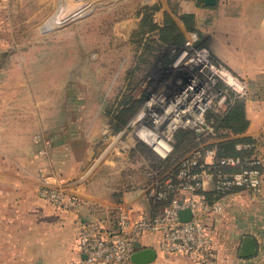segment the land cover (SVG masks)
I'll return each instance as SVG.
<instances>
[{
	"label": "rangeland",
	"instance_id": "obj_1",
	"mask_svg": "<svg viewBox=\"0 0 264 264\" xmlns=\"http://www.w3.org/2000/svg\"><path fill=\"white\" fill-rule=\"evenodd\" d=\"M219 7L218 1L208 7L205 0H0V103L20 104L24 118L37 112L54 120L55 135L80 133L82 145L92 134L97 140L89 148L95 152L86 166L89 174L98 171L127 188L147 183L146 173L161 159L135 139L133 119L141 113L152 123L156 109L150 111L147 104L154 97L166 98L167 107L196 76L204 84L214 79L209 67L184 68L183 60H192L196 51H206L209 60L227 68L212 51L216 42L225 41L217 38V27L212 29ZM187 14L195 18L194 31L181 20ZM166 15L178 26L168 42L160 33ZM219 87L226 88L223 83ZM229 90L228 112L207 116L218 141L236 139L219 125L250 97L249 89L241 97ZM169 122L160 132L173 146V167L197 143L188 128L169 134ZM223 203L224 212L209 222L217 249L213 264H264V186L256 193L237 192ZM247 238L254 240L257 252L243 258ZM154 264L199 263L161 252Z\"/></svg>",
	"mask_w": 264,
	"mask_h": 264
},
{
	"label": "crops",
	"instance_id": "obj_2",
	"mask_svg": "<svg viewBox=\"0 0 264 264\" xmlns=\"http://www.w3.org/2000/svg\"><path fill=\"white\" fill-rule=\"evenodd\" d=\"M218 2L212 29L217 27V34L218 30L221 33L217 38L225 41L216 42L212 51L235 76L249 84L250 97L244 106L248 127L236 138L255 140L262 158L264 0ZM18 105L0 103V264H73L83 221L91 219L113 232L119 229L121 211L133 220L154 214L146 180L127 188L116 178L109 180L98 171L92 175L86 171L95 153L89 149L97 140L92 134L86 135L90 142L83 145L80 142L84 136L78 132L55 135L54 120L38 117L37 112L24 118ZM41 133L44 135L39 136ZM42 174L54 177L69 193L90 203L91 209L62 212L40 200L37 190ZM213 190L212 180L206 178L205 194L211 195ZM160 242V235L151 233L139 240L142 249L157 251L154 263L162 252Z\"/></svg>",
	"mask_w": 264,
	"mask_h": 264
},
{
	"label": "built area",
	"instance_id": "obj_3",
	"mask_svg": "<svg viewBox=\"0 0 264 264\" xmlns=\"http://www.w3.org/2000/svg\"><path fill=\"white\" fill-rule=\"evenodd\" d=\"M209 59L206 51H196L194 58L189 60H199L198 68L209 67L213 73L211 77L215 76L206 84L198 76L188 81L187 86L191 81H197L201 89L199 93L191 90L188 98L183 100L179 97V91L167 107H164L166 98L154 97L147 104L150 111V108L156 109L150 114L152 123L146 121V115L141 113L133 119L135 139L150 146L161 159L154 169L146 173L147 194L154 214L133 220L121 211L119 229L113 232L100 227L95 221L81 223L76 240L77 259L73 264H131L135 245L144 234L149 233L160 235L161 251L166 254L187 256L199 264H213L217 259L209 222L224 212V199L237 192L256 193L263 188L264 159L258 155L255 140L237 144L236 150L240 152L237 157L218 158L220 142L215 138L219 133L207 116L214 112L226 114L229 105L225 98L229 95V89L241 97L248 94V86L224 65ZM219 83L225 84L226 88H220ZM157 117H162V122L157 121ZM168 120L169 134L188 128L195 133L197 143L190 155L182 157L173 167V146L166 132H160ZM140 129L155 133L164 144H147L139 136ZM206 178L213 182V201H209L205 195ZM40 183L38 198L55 209L72 213L91 209L90 203L69 193L54 177L42 174ZM186 209L191 211L192 219L181 222L179 214Z\"/></svg>",
	"mask_w": 264,
	"mask_h": 264
},
{
	"label": "trees",
	"instance_id": "obj_4",
	"mask_svg": "<svg viewBox=\"0 0 264 264\" xmlns=\"http://www.w3.org/2000/svg\"><path fill=\"white\" fill-rule=\"evenodd\" d=\"M194 19V16L189 14L184 15L181 18L182 22L186 26V29H188L189 31L195 30ZM160 33L162 38L165 39V41H171L174 33H178V26L169 16L166 15L165 25L163 28L160 29ZM219 126L228 129L236 136L242 134L248 127V122L245 119L243 106L237 105V107L234 108L232 112L228 115L226 120L224 122L222 121ZM250 141H253V139L248 137H238L233 140L228 139L225 141H221L219 143L218 158L239 156L240 152L236 150V145L239 143ZM206 197L209 199V201L215 200L213 192L211 193V195H206Z\"/></svg>",
	"mask_w": 264,
	"mask_h": 264
},
{
	"label": "water",
	"instance_id": "obj_5",
	"mask_svg": "<svg viewBox=\"0 0 264 264\" xmlns=\"http://www.w3.org/2000/svg\"><path fill=\"white\" fill-rule=\"evenodd\" d=\"M218 0H205V4L208 7H214L217 4ZM83 211V210H82ZM181 222H188L192 219V214L189 209L183 210L179 214ZM94 222L89 219L87 221H83L82 223H90ZM135 253L131 257L132 264H152L157 259V251L151 248L142 249L140 243L138 242L135 245ZM256 246L253 239H244V243L242 244L240 257H252L256 255Z\"/></svg>",
	"mask_w": 264,
	"mask_h": 264
},
{
	"label": "bare ground",
	"instance_id": "obj_6",
	"mask_svg": "<svg viewBox=\"0 0 264 264\" xmlns=\"http://www.w3.org/2000/svg\"><path fill=\"white\" fill-rule=\"evenodd\" d=\"M183 61H186L183 64V66L187 67L186 68L187 71H189L190 69L196 70L198 68V66L200 65L199 60L198 61H188V60L184 59ZM230 79H231V77H230ZM231 82L233 83V81H231ZM191 90H193L195 92V94H197L201 91V89L197 85V81H191V83H189V86H187V88L180 91L179 97L181 99L185 100L190 95ZM156 120L159 122H162V117H157ZM139 136L141 137V139L144 142H146L147 144L152 145V146H156L160 143L164 144L159 136H157L155 133L148 131L146 129H140Z\"/></svg>",
	"mask_w": 264,
	"mask_h": 264
}]
</instances>
